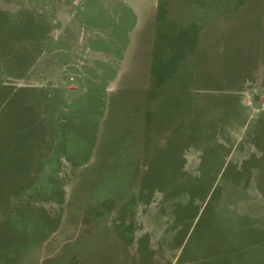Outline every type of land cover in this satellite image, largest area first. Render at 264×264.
<instances>
[{
  "label": "rangeland",
  "instance_id": "rangeland-1",
  "mask_svg": "<svg viewBox=\"0 0 264 264\" xmlns=\"http://www.w3.org/2000/svg\"><path fill=\"white\" fill-rule=\"evenodd\" d=\"M1 98L0 264H264V0H0Z\"/></svg>",
  "mask_w": 264,
  "mask_h": 264
},
{
  "label": "crops",
  "instance_id": "crops-1",
  "mask_svg": "<svg viewBox=\"0 0 264 264\" xmlns=\"http://www.w3.org/2000/svg\"><path fill=\"white\" fill-rule=\"evenodd\" d=\"M0 101H1L0 103L2 104L1 106H3L4 103H5V102H4V98H1ZM3 102H4V103H3ZM257 232H258V233H261L262 231H261V232L257 231ZM263 232H264V231H263ZM258 233H257V234H258ZM257 234H256V240H257V237H258ZM254 243H255V241H254Z\"/></svg>",
  "mask_w": 264,
  "mask_h": 264
}]
</instances>
